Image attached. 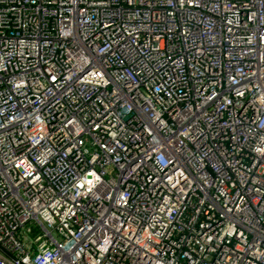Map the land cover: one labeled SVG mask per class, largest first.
I'll return each instance as SVG.
<instances>
[{
    "label": "built area",
    "instance_id": "built-area-1",
    "mask_svg": "<svg viewBox=\"0 0 264 264\" xmlns=\"http://www.w3.org/2000/svg\"><path fill=\"white\" fill-rule=\"evenodd\" d=\"M0 264H264V0H0Z\"/></svg>",
    "mask_w": 264,
    "mask_h": 264
},
{
    "label": "rangeland",
    "instance_id": "rangeland-1",
    "mask_svg": "<svg viewBox=\"0 0 264 264\" xmlns=\"http://www.w3.org/2000/svg\"><path fill=\"white\" fill-rule=\"evenodd\" d=\"M31 228L32 229V231L35 233H38V231H39V227L34 223V222H28V223H26V225L24 226V227H22V232L25 234V233H27V228Z\"/></svg>",
    "mask_w": 264,
    "mask_h": 264
}]
</instances>
